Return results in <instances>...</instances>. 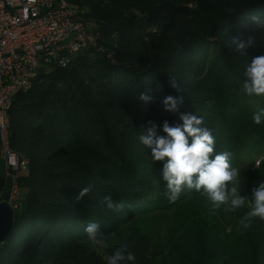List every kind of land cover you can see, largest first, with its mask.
I'll return each mask as SVG.
<instances>
[{
	"label": "trees",
	"instance_id": "16d2710c",
	"mask_svg": "<svg viewBox=\"0 0 264 264\" xmlns=\"http://www.w3.org/2000/svg\"><path fill=\"white\" fill-rule=\"evenodd\" d=\"M67 1L84 9L85 24L98 32L103 50L77 55L65 67H40L30 88L12 101L9 144L27 168L16 173L20 206L0 244V264H106L104 257L122 242L104 254L87 249L86 226L96 222L111 234L151 205L174 209L173 226L164 247L151 244L139 228L129 229L123 242L135 264H264L263 223H241L252 188L264 181L263 167L240 180L248 201L231 212L233 239L226 240L222 206L215 209L187 189L170 203L160 176L163 162H154L139 141L150 121L161 136L164 121L182 124L162 103L178 95L184 99L180 111L203 117L212 130L213 158L228 151L235 166L264 153V122L252 120L264 109V97L240 90L249 58L264 55V29L253 19L264 22V0ZM231 29L242 39L263 32L249 58L225 43L231 36L212 41ZM169 76L177 78L181 92L168 86ZM141 93L154 101H141ZM88 184L93 191L77 201ZM7 195L0 171V199ZM106 196L132 207L108 210Z\"/></svg>",
	"mask_w": 264,
	"mask_h": 264
},
{
	"label": "clouds",
	"instance_id": "9594fccd",
	"mask_svg": "<svg viewBox=\"0 0 264 264\" xmlns=\"http://www.w3.org/2000/svg\"><path fill=\"white\" fill-rule=\"evenodd\" d=\"M253 19L264 29V22L255 17ZM225 43L233 47L240 56L249 58L248 49L254 47L257 41L255 36L246 39L233 36ZM168 86L181 92L175 76H169ZM240 86V90L250 97H264V55L249 58ZM138 98L145 103L154 101L153 96L143 93ZM183 102V96L178 95H167L162 100L164 110L179 114L182 124L172 126L168 121H164L162 131L166 135L161 136L157 134L158 126L150 121L139 135L140 143L151 149L153 161L163 162L160 176L165 184L166 198L170 203H175L185 189L195 190L205 196L215 209L223 206L225 212H234L243 208L248 197L242 196L238 189L241 169L232 165V154L228 151L215 154L213 158L216 140L212 130L205 126L203 117L181 112ZM252 120L255 125H261L264 122V109L254 113ZM93 188L92 184L83 187L75 199L80 201L92 192ZM103 203L113 212H123L132 207L127 201L114 202L110 196L104 197ZM256 217L264 220V181L252 188L250 210L241 223ZM244 226L248 225L245 223ZM84 231L87 241L96 250L113 247L112 241L100 231L98 223L88 224ZM129 248L127 241L122 242L111 255L104 257L106 264H135L136 256Z\"/></svg>",
	"mask_w": 264,
	"mask_h": 264
},
{
	"label": "built area",
	"instance_id": "2783aa9c",
	"mask_svg": "<svg viewBox=\"0 0 264 264\" xmlns=\"http://www.w3.org/2000/svg\"><path fill=\"white\" fill-rule=\"evenodd\" d=\"M83 15L67 0H0V156L12 208L19 204L16 173L27 168L9 144L12 101L30 88L40 67H65L77 55L103 50L98 32L89 29ZM107 55L112 59V53Z\"/></svg>",
	"mask_w": 264,
	"mask_h": 264
},
{
	"label": "rangeland",
	"instance_id": "374dc122",
	"mask_svg": "<svg viewBox=\"0 0 264 264\" xmlns=\"http://www.w3.org/2000/svg\"><path fill=\"white\" fill-rule=\"evenodd\" d=\"M234 31H235L234 29H231L229 32H225V34L223 35H217L216 37L212 38V41L214 42V44L216 43L217 45V43L221 42L220 40H224L226 37L236 36L233 33ZM262 33L261 35L255 36L257 42L261 40V37H263ZM219 47H220V44L218 48ZM234 167H239L241 169L240 180L245 179L248 177V175L251 172L255 171L256 169H260L261 167L264 168V153L256 157L241 158L240 161H238ZM4 169H5L4 160L2 156H0V171L4 172ZM249 210H250V206H248V211ZM173 214H174V209H160L153 205L147 206L141 209L140 213L137 214L134 220L131 221L129 224L121 227L119 230H117L114 233L107 234V235L105 234V235L112 241L114 245L118 242L124 241L129 229L139 228L141 230L140 231L138 229L140 232L143 231L146 234H148L151 240V244L164 247L166 245L168 235L173 226ZM223 215H224V220H225V225H226L224 239L232 240L233 239V226H232L233 219H232L231 212H225L223 209ZM256 218L260 220L264 225V220H261L259 217H256ZM83 243L87 249H92L100 254H104L110 249L109 248V249L96 250L90 244V242L87 241V239H84ZM227 259L228 257L225 259V261H227ZM226 264H230V262L228 261L226 262Z\"/></svg>",
	"mask_w": 264,
	"mask_h": 264
},
{
	"label": "water",
	"instance_id": "95a60500",
	"mask_svg": "<svg viewBox=\"0 0 264 264\" xmlns=\"http://www.w3.org/2000/svg\"><path fill=\"white\" fill-rule=\"evenodd\" d=\"M12 208L7 198L0 199V244L9 236L14 224V211L19 208Z\"/></svg>",
	"mask_w": 264,
	"mask_h": 264
}]
</instances>
